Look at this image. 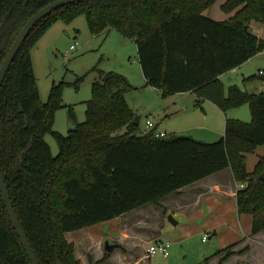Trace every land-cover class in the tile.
I'll return each instance as SVG.
<instances>
[{
  "label": "trees",
  "instance_id": "obj_1",
  "mask_svg": "<svg viewBox=\"0 0 264 264\" xmlns=\"http://www.w3.org/2000/svg\"><path fill=\"white\" fill-rule=\"evenodd\" d=\"M58 0H0V67L15 37L37 12ZM220 0H91L64 7L30 33L0 93V165L10 198L40 264H80L65 235L112 221L228 168L243 185L239 215L252 218L251 236L264 232V156L248 173L246 155L264 147V94L227 95L219 78L264 52V40L250 31L264 25V0H226L227 21L203 15ZM84 16L93 37L117 31L133 41L148 87L166 99L193 92L222 113L248 105L251 121L225 120L214 143L190 137L155 138L140 133L126 102L133 90L118 74L94 68L97 81L86 119L67 137L54 132L63 83L53 85L45 104L35 85L31 51L57 20ZM86 77V76H85ZM85 77L79 79L83 81ZM255 77L248 78L254 80ZM247 79V80H248ZM124 130V133L122 131ZM53 135V157L46 135ZM233 246L219 264H225ZM248 248L239 252L243 254ZM96 264H105V260ZM205 259L204 264H208ZM0 264H30L9 222L0 194ZM89 264H93L91 261Z\"/></svg>",
  "mask_w": 264,
  "mask_h": 264
},
{
  "label": "rangeland",
  "instance_id": "obj_2",
  "mask_svg": "<svg viewBox=\"0 0 264 264\" xmlns=\"http://www.w3.org/2000/svg\"><path fill=\"white\" fill-rule=\"evenodd\" d=\"M221 2L216 3L207 10L206 17L210 19H214L216 15H220L222 18L223 16L226 17L225 14H219L221 13L219 9ZM250 31L264 39V25L253 23ZM71 46H75L76 51H71ZM31 58L35 85L42 104L48 101L52 86L63 83L62 106L55 112L53 125L54 132L63 137H67L69 131L73 130L72 123L82 124L86 119V104L92 99V85L97 81L98 77L96 73H91L94 68H97L102 73L118 74L128 80L133 90L126 95L125 99L135 117L140 118L138 126L140 133L149 132L146 128V121L150 120L159 132H166L169 137H190L197 140L196 138H206L205 136L201 137L202 133H204L201 127L216 124L212 114L207 111L208 108L205 106L206 104L210 105V102H201L200 106L193 105V107L184 105L186 102H181L183 107L174 106L171 105V100L162 98L160 92L148 87L142 75L136 44L123 38L115 30L110 31L106 36L93 37L82 15L77 16L69 24L61 20L55 21L32 49ZM242 69L245 70H238L233 74L222 76L225 94L227 95L230 87L236 86L242 92L259 95L264 89V83L261 80L263 76L258 75L259 70L264 71V52L260 53L253 62L245 64ZM241 74H247V79L255 78L252 81L249 79L243 81ZM83 77L85 79L79 82V79ZM215 109L219 111L216 107ZM207 112H209L208 116ZM221 115L224 120H237L243 123L251 121L248 105L232 109ZM122 133H124V130ZM220 139V137L213 136L211 139L213 141H200L206 139L198 141L214 143ZM45 141L51 150L52 156L56 157L59 154V148L54 136L46 135ZM263 148L258 147L255 153L246 155V166L249 171L257 163L258 156L262 154ZM151 210H153L152 206H147L127 218L134 221V219L136 220L135 217L142 212H150ZM118 225L119 223L114 220L101 224L97 228L106 233L108 228L117 230ZM239 229L244 231L243 222L240 223ZM181 230L180 228L176 230L172 240L167 239L166 236L160 239L170 243L169 257L167 259H164L160 254L149 259L146 256V250L150 245L146 243L138 251L130 250L131 254L137 252L140 264H201L205 259L223 248H218V241L214 237L203 243L204 234L187 233L183 235L186 231L180 234ZM139 233L142 235L143 231H139ZM129 235L132 236L133 234ZM148 236L151 237L153 235L148 233ZM181 236L185 237L182 238ZM107 242L109 243L111 240L108 239ZM227 246H229L228 243ZM235 249L237 252L242 251L246 249V245L243 243L235 247ZM102 251V255L105 257L107 253L104 245ZM247 252L248 250L243 254L235 253L237 256L229 262L233 264H240L243 260L245 262ZM225 253H222V255H225ZM122 254L126 255V251L123 250ZM90 255H93V250L90 251ZM111 255L112 253L108 254L105 264L107 261H113L110 259ZM116 255L120 256V254Z\"/></svg>",
  "mask_w": 264,
  "mask_h": 264
},
{
  "label": "crops",
  "instance_id": "obj_3",
  "mask_svg": "<svg viewBox=\"0 0 264 264\" xmlns=\"http://www.w3.org/2000/svg\"><path fill=\"white\" fill-rule=\"evenodd\" d=\"M225 1H219L221 2L220 7ZM220 7L221 13L219 14L223 15L224 13ZM206 12L203 13L205 17L207 16ZM232 15H225L226 17L223 16V18L220 15H216L212 20L223 22L227 21ZM257 37L264 40L258 35ZM259 55L245 64L253 62ZM245 64L227 74H233L238 70H245L242 69ZM241 76L244 79L243 81H246L247 74H241ZM222 78L221 76L219 80L223 84ZM262 79H264V76L261 77ZM167 100H171V105L174 106H182L181 102H186L184 105L193 107V105H196L198 98L195 93L190 92L170 96ZM209 104L205 106L208 108L207 111L212 114L216 124L201 127V130H204L201 137L205 136L206 138H196L197 141L200 139H206L200 141H213L211 140L213 136L220 138L224 136L225 120L222 118V112L215 105ZM209 112H207V116ZM154 130L158 133H166L159 132L157 127ZM263 156L264 148L262 154L258 156L257 163ZM254 167H252L251 171L247 169L248 173L253 172ZM239 190L240 184L236 182L233 172L228 168L181 189L177 194L163 198L157 205H146L120 218L114 219L119 223L117 230L108 228L107 232L103 233L102 230L97 228L99 225H96L77 232L67 233L65 239L69 244L74 245V255L80 264H89L91 259L93 264L100 262L104 258L102 247L103 245L105 247L108 239L111 240L109 243L113 245L117 243V245L111 252L110 259L113 261H107L106 264H140L137 252L131 254L130 250L138 251L143 244L150 245L152 241L160 240L163 236L172 240L174 239L176 230L180 228L182 229L180 234L186 231L183 235L187 233L204 234V236H208L207 241L211 240V237H214L218 241V248L223 247L219 251L233 246L234 248L231 251L238 253L240 251L237 252L235 247L244 243L246 248H248V252L246 253V261L244 262L243 260L240 264H264V232L251 236L252 218L248 215H239L238 213L237 193ZM147 206H152L153 210L142 212L144 214L141 213L139 216H136V220L134 219V221L127 218ZM169 216L172 217L175 224L169 221ZM109 222L102 223V225ZM241 222H243L244 231L239 229ZM139 231H143V234L140 235ZM148 233H152L153 236H148ZM129 234L133 235L130 236ZM181 237L184 238L185 236ZM226 242L229 246H227ZM91 250H93V255H90ZM123 250L126 251V255L122 254ZM219 251L207 258L209 260L208 264H219V260L225 256H216ZM116 254H120V256ZM146 256L148 257L147 250ZM236 256L233 255L225 264H233L229 261H232ZM201 264H204V262Z\"/></svg>",
  "mask_w": 264,
  "mask_h": 264
},
{
  "label": "water",
  "instance_id": "obj_4",
  "mask_svg": "<svg viewBox=\"0 0 264 264\" xmlns=\"http://www.w3.org/2000/svg\"><path fill=\"white\" fill-rule=\"evenodd\" d=\"M91 0H58L48 6H46L45 8H43L42 10H40L39 12H37L35 15H33L27 22L26 24L22 27V29L19 31L18 35L15 37L11 47L8 50V53L5 56V59L3 61V64L0 67V93H1V88L3 85V82L5 80V77L10 69L11 64L13 63V61L15 60L18 52L20 51V48L22 47V45L24 44V42L26 41V39L28 38V36L30 35V33L32 32V30L45 18H47L48 16H50L52 13L58 11L59 9H62L64 7L67 6H71V5H75V4H79V3H84V2H88ZM264 81V79H262ZM264 94V89L263 91H261V93H259V95ZM139 117H135L134 118V124L135 125H139ZM72 130H70L69 132H71ZM0 194L2 197V201L6 210V214L7 217L9 219L10 224L12 225V228L14 229L19 242L23 248V251L25 253V255L27 256L30 264H40L35 253L34 250L32 249V246L25 234V232L23 231L20 222L18 220V217L16 215V212L14 210L11 198H10V194L5 182V178L4 175L2 173L1 170V165H0ZM169 221L173 224H175L174 220L172 219V217L169 216ZM116 248V245H110L109 243L105 244V252L106 253H111L114 249Z\"/></svg>",
  "mask_w": 264,
  "mask_h": 264
},
{
  "label": "built area",
  "instance_id": "obj_5",
  "mask_svg": "<svg viewBox=\"0 0 264 264\" xmlns=\"http://www.w3.org/2000/svg\"><path fill=\"white\" fill-rule=\"evenodd\" d=\"M70 50L76 51V47L71 46ZM258 75L264 76V71H258ZM146 128L148 131H152L155 129V125L153 124L152 121L147 120L146 121ZM154 136L157 139H161V138H164L168 135L166 133L155 132ZM243 188H244V186L240 185V189H243ZM207 240H208V237L204 236L202 239V242L205 243V242H207ZM169 248H170V243L168 241L156 240L150 244L149 248L147 249V255L150 258V257H153V256L160 254L164 259H167L169 257Z\"/></svg>",
  "mask_w": 264,
  "mask_h": 264
}]
</instances>
